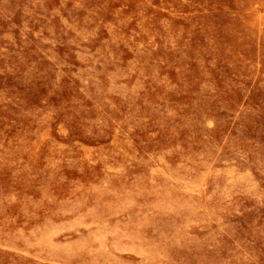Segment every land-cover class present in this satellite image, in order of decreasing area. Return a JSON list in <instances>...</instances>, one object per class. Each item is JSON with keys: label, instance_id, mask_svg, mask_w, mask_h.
Instances as JSON below:
<instances>
[{"label": "rangeland", "instance_id": "obj_1", "mask_svg": "<svg viewBox=\"0 0 264 264\" xmlns=\"http://www.w3.org/2000/svg\"><path fill=\"white\" fill-rule=\"evenodd\" d=\"M0 264H264V0H0Z\"/></svg>", "mask_w": 264, "mask_h": 264}]
</instances>
